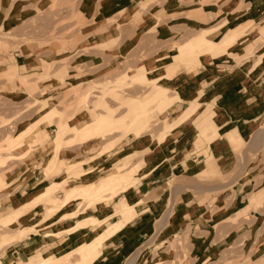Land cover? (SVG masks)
<instances>
[{
	"label": "crops",
	"instance_id": "crops-1",
	"mask_svg": "<svg viewBox=\"0 0 264 264\" xmlns=\"http://www.w3.org/2000/svg\"><path fill=\"white\" fill-rule=\"evenodd\" d=\"M53 5L62 9V16L73 12L84 24L77 32L74 50L59 46L39 52L28 47L15 50V60L3 71L7 77L19 79V85L14 82L11 86L35 91L47 89L49 83L59 85L57 79L46 77L50 64L65 53L81 52L76 60L86 62V68L92 70L90 77L103 76L124 61L127 30L132 27V35H147V42L169 40L194 29L205 15L208 19L202 27H214L216 38L210 37L220 41L207 54L199 58L188 55L180 63L172 49L162 60L153 56L149 60L162 63H147L151 67L148 73L131 76L135 81L150 82L158 93L137 97L134 105L139 107L140 117L127 124L120 121L124 125L111 129L113 133L126 130L125 135L132 132L126 135L130 142L120 140L126 137L120 135L117 145L100 154L103 147L96 143L98 138L76 141L75 133L100 119L96 105L91 118L86 113L80 92L69 108L41 118L61 121L53 141L67 138L74 160L67 163L68 153L61 150L51 172H35L30 168L42 162L31 165L25 158L21 169L4 170L9 160L0 152V167H4L0 190L12 191L0 194L1 264H264V0H0V24L9 21L14 27L18 21L32 18L36 10L50 12ZM161 11L162 18L157 14ZM135 22L139 24L134 26ZM227 35L241 41L235 49L241 56L208 55ZM114 39L118 43L111 49H100ZM146 46L151 48L149 43ZM185 50L183 46L179 52ZM183 63H194L193 70L178 72L177 66ZM66 71L62 69L60 74L65 76ZM116 73L101 79L123 84L125 77L115 80ZM175 77L183 80L181 86L172 83ZM173 97L181 105L168 106L171 121L166 120L160 130L154 128L159 135L153 138L161 134L166 138L144 152L153 144L152 135L137 137L136 131L148 124L143 118L163 111ZM39 101L41 108L49 97ZM109 106L116 110L120 103ZM122 118L113 116L115 123ZM167 126L168 133H162ZM36 128L22 129L34 131L31 141L47 142V133ZM21 149L24 157L31 154L30 146ZM111 154H116L112 161L108 159ZM87 166L97 167L98 173L94 175ZM211 168L216 173L208 175ZM57 171L60 173L52 174ZM65 171L77 177L65 180ZM108 177L118 182L104 186L99 195L80 198L83 204L79 207L73 201L76 197L65 204L68 193L100 186ZM120 184L124 186L114 196L94 203L99 196L111 195V189ZM84 200L93 203L87 205ZM33 229L25 236L18 233ZM73 257L75 262H71Z\"/></svg>",
	"mask_w": 264,
	"mask_h": 264
},
{
	"label": "rangeland",
	"instance_id": "rangeland-1",
	"mask_svg": "<svg viewBox=\"0 0 264 264\" xmlns=\"http://www.w3.org/2000/svg\"><path fill=\"white\" fill-rule=\"evenodd\" d=\"M17 1V0H13ZM21 2L24 0H20ZM204 1V0H203ZM165 8V7H160ZM51 11H41L36 10L35 15L26 21H18L17 24L14 27H10L9 21H4L0 24V152H4V156L6 161H8L7 166L0 167V170L4 168L5 169H16L19 170L23 167V160L22 158L27 159V161L31 165H36L39 162H42L43 159L52 151L50 150H44V147H40V144L37 142H31V139L36 136L34 134V131L28 132L25 136V142L22 144L23 147L30 146L29 153H31L27 158L24 157V150L21 149V146L19 143L16 142V139L14 138L16 134L19 133V131L24 127H37V131H45L48 136L47 144L48 146H53V138L57 133V126L61 125L60 123H57L55 120H44L42 121V117L45 116L46 113H50L51 111H64L66 108H69L71 103H73L75 97L77 94L82 92L81 99L85 101V111L88 113L89 117L91 118V112L93 111L95 105L96 108L100 110V117L102 116V113H106L108 111L109 103L112 105H117V102L120 103V107L116 110H113L111 107V112L113 116H123L121 120H116L117 126H122L124 123H120V121H125V123L134 122L138 117H140V109L138 106L134 105V100L137 97H142L146 95H153L158 93L157 87L151 85L150 82L147 81H135L136 77L131 78L134 73H136L138 70H140L141 67L149 64H161L162 61H159L157 64L154 59L149 60L151 57L158 56V60H162L166 56H168L171 52V49L176 51V55L174 56L175 61L181 62V58L186 57L190 55L191 53L198 52L200 55H205L208 53V51L214 47H216L220 40L216 41L212 38H216V34H212L215 29L214 27H202L201 23L207 22L206 18L207 16L203 15L204 19L199 21L198 26H195L193 28H189V30L186 32V34H193L192 36L188 35L185 37L186 34L180 35L177 38H172L169 40H160L155 41L152 40L150 42L148 41L147 35L136 34L134 35V27L128 28L127 30V39H126V45L125 47V54L126 57L124 61H122L120 64H118L114 69H112L109 73L100 76V77H90V73L92 70H88L86 68V62L83 61H77L76 57L81 52H76L75 55L69 56L71 53H65L63 55V58L54 60L50 66L48 67V74L46 78H50L51 80L57 79L60 83L59 85H52L48 84L47 89L40 90L37 89L35 91H26L23 88L19 87H13L11 86L12 83L20 84L19 79L17 77L11 79L7 77V75L3 72L14 59V53L15 50L22 49L23 47H28L34 52H39L42 49H55L56 47H61L63 50L71 51L75 48V42L77 39V32L81 30V28L84 26L83 22L73 13L71 12L69 15H63L61 12V8H57V6H51L49 8ZM165 11V10H164ZM164 11L157 13L160 18H162V14ZM200 15H197L194 17L195 20L199 18ZM202 16V15H201ZM134 26L138 25L139 23H133ZM9 25V26H8ZM117 25V24H116ZM119 25V24H118ZM183 27V26H182ZM181 27V28H182ZM184 28V27H183ZM205 29V30H203ZM207 29V30H206ZM245 34L247 31L244 32ZM133 34V35H132ZM212 34V35H211ZM83 35V34H82ZM85 35V34H84ZM132 35V36H131ZM211 35V37H210ZM242 36V35H241ZM232 44L228 46L227 50H219L220 54H218L216 57H222V56H233L234 58L237 56H241L235 49L238 48L239 41L238 37L235 35ZM193 43L192 44L190 43ZM113 43H118V40L114 39L112 40L111 44L100 47L101 50L104 49H111L110 46L113 45ZM147 43L150 44L151 48H147ZM155 43L154 45H152ZM189 43L188 47L190 49L185 50L184 52L180 53V49L183 46H186ZM154 50V54H152ZM165 50V52H163ZM85 51H88L85 49ZM179 52V53H178ZM157 53V54H156ZM148 59V60H147ZM141 62L140 64H138ZM137 64V65H136ZM192 66H194V63H188L182 64L180 66H177L178 72L182 70L183 68L191 71L193 70ZM66 68L65 76L61 75L60 72L62 69ZM123 68V69H122ZM131 68V74H128L126 76L125 72ZM19 70H16V73L18 74ZM117 72V73H116ZM118 76L115 78V80H120L119 76L125 74L124 83L123 84H117L114 80L111 82L106 81L107 78L101 79L105 77L106 75H113L115 74ZM71 74H74L78 76L76 79ZM71 75V76H69ZM101 79V80H96ZM183 80H178L177 77H175L174 81L172 79V83H176L177 86L182 85ZM165 85V84H164ZM23 87V86H22ZM7 90V91H6ZM169 92L171 90H168ZM172 92V91H171ZM170 92V93H171ZM114 93V94H113ZM85 94H87L85 96ZM113 94V95H112ZM85 96V97H84ZM106 96L108 99V102L106 100ZM43 97H49V102L45 103L40 108V99ZM104 100V106L97 107L101 100ZM141 99V98H139ZM169 100V98L167 99ZM179 100L178 97H173L171 101H167L165 104V107L163 108V111L159 112H152L148 114L149 116L146 118H143V122L149 123L153 126L147 128L144 130L143 136L151 137L152 138L159 135L157 134V130H160L162 126L165 124L166 120L171 121V117L169 118L168 112V106H172V108H175L174 106L178 107L181 105V103H176V101ZM96 101V102H95ZM95 102V104H94ZM176 103V105H175ZM139 105H141V101H139ZM103 107V108H102ZM122 113V114H121ZM57 114V113H56ZM59 116V115H58ZM155 116V119L154 117ZM30 117H34L32 122H28L27 124H23L27 119ZM78 118V117H77ZM77 119L72 120L71 122H75ZM42 121V122H41ZM115 121V120H114ZM41 122V123H40ZM125 124V125H126ZM155 126V127H154ZM155 128V130H154ZM123 130V129H122ZM169 127H165L162 133L167 132L168 133ZM120 132L122 134H120ZM126 130H118V132L113 133L109 135L108 133L105 134L102 137H99L96 139V143L102 145V150L100 151V154H104L108 150H110L112 147H114L116 144L115 140L119 138V136H126L128 134H131L132 132L126 133ZM162 135V134H161ZM132 136V135H131ZM136 136V135H135ZM125 139V141L130 142L129 136L122 137L120 140ZM76 141H81L80 137H77L75 139ZM74 140V141H75ZM119 140V139H118ZM9 142V144H8ZM27 142V143H26ZM71 143H66L64 145L63 151H66L68 155L66 156V162L69 163L70 161L74 160L76 156H74V152H71L68 150ZM159 144V143H158ZM157 144V145H158ZM6 145L10 147H5ZM157 145L151 146L154 149ZM150 147V148H151ZM151 150V149H149ZM148 150V151H149ZM92 151V150H90ZM146 151V152H148ZM19 153V155H18ZM21 158H20V157ZM104 156V155H103ZM102 156V157H103ZM132 156H135L132 155ZM3 155L0 153V158H2ZM116 158V154H111L108 156V159L112 161ZM91 166H87L86 168H89ZM97 168V167H96ZM91 167L89 171L96 172L97 169ZM126 168V167H124ZM122 169H116V171H113L111 176L118 175ZM34 170L35 172H38L42 169H45L48 172H51L54 168L53 167H45L43 164H39L38 167H32L30 168ZM128 169V168H127ZM58 172H52V174H59ZM66 176L63 178L65 180L68 179H74L76 177H72V172H66ZM208 175H211L216 173V169H212L208 171ZM110 179V180H109ZM113 180V181H112ZM108 181V182H107ZM109 181H112L111 183ZM58 182V181H57ZM76 182V181H75ZM74 181L71 182L75 183ZM106 186H112L114 183L118 182L117 179L113 177H109L106 179ZM112 184V185H111ZM98 184L93 185L92 187L88 188L89 191H92L95 195H99V192L102 190H99L98 192H95V187H97ZM94 187V188H93ZM93 188V189H92ZM84 188L78 189L77 193H83L81 190ZM92 189V190H91ZM87 191V190H86ZM2 192H8L9 194L12 192L10 188H3L0 190V194ZM91 192V193H92ZM77 193H69L67 194L66 201H69L72 198H75L73 201L78 202V207L83 204V200L80 199V194L77 196ZM90 193V195H91ZM84 194V193H83ZM70 195V196H69ZM72 195V196H71ZM74 195V196H73ZM115 194H111L108 197H112ZM69 196V198H68ZM105 196V195H102ZM78 197V198H77ZM103 197L99 202H102L105 198ZM87 198V197H83ZM72 201V202H73ZM87 202V205L91 204L89 200H84ZM70 210L73 209V207L69 208ZM2 223V222H1ZM3 227L7 228V225L5 223L2 224ZM52 229H55L52 228ZM35 231L29 230L26 232L25 235H27L29 232ZM24 235V236H25ZM8 242H3V244H6ZM2 253H0V264L2 261ZM76 257H73L75 262ZM17 264V262L15 263Z\"/></svg>",
	"mask_w": 264,
	"mask_h": 264
},
{
	"label": "bare ground",
	"instance_id": "bare-ground-1",
	"mask_svg": "<svg viewBox=\"0 0 264 264\" xmlns=\"http://www.w3.org/2000/svg\"><path fill=\"white\" fill-rule=\"evenodd\" d=\"M232 36H234V35H232ZM231 35H227L226 37H225V40L215 49V50H213L210 54H208V55H211L212 57H216L218 54H220V51L219 50H227V48H228V46L229 45H231L232 43L231 42H233V39H234V37H232ZM236 37V36H235ZM181 48H183V47H181ZM184 48L186 49V50H188L189 49V47L187 46V47H185L184 46ZM190 56H192V57H195V58H199V57H201L202 55H200L199 53H196V52H194V53H191L190 54ZM151 70V67H147V66H143V67H141L140 68V70H138L137 71V75L138 76H141V75H143V74H146V73H148V71H150ZM125 74H126V76L128 75V74H131V70H127L126 72H125ZM125 74H124V76H125ZM135 75H136V73H134ZM135 77H137V76H135ZM114 94V93H113ZM112 94V95H113ZM100 106H104V100L102 99L101 101H100V103H99V105L97 106V107H100ZM103 108V107H102ZM52 114V113H51ZM53 115H54V113H53ZM53 115H50L49 114V116H53ZM49 119H50V117H49ZM51 120V119H50ZM119 124H121V123H119ZM116 125V123H115V121H114V119H113V115H112V112H111V108L109 107V109H108V111H106V113H102V116L100 117V119L99 120H97L95 123H93L92 125L90 124V126H88L85 130H83V131H81L80 130V132H77V133H75V136H74V138L76 139L77 137H80V138H88V137H90V136H94L95 138H99V137H102V136H104L106 133H108V132H110L111 131V129H113L114 128V126ZM151 126H153L152 124H151V122H149L148 124H146L145 126H143L141 129H139V130H137L136 131V136L137 137H141V136H143V134H144V130L145 129H147V128H149V127H151ZM28 132H31L30 130H21L20 132H19V134L15 137V139H16V142L17 143H19L20 144V146L21 147H23V143L25 142L24 140H25V138L27 137V136H25ZM32 133V132H31ZM38 138V137H37ZM166 138V134H162V135H160V137L159 138H152L153 139V144L151 145V146H155V145H157L158 143H160V142H162L164 139ZM67 138H64V137H59V138H57L55 141H53V143H52V145H53V149H52V151L43 159V161H42V164L47 168V167H53L54 168V166L56 165V162H57V159H58V155H60L59 153H61V150L64 148V145L66 144V142H67ZM31 142H33V141H31ZM35 142V141H34ZM37 143H39V142H37ZM40 144V147H46L45 148V150H47V149H49L50 147H48L47 148V146H46V144H47V142H41V143H39ZM150 146V147H151ZM150 147L149 148H145V150H144V152H146V151H148L149 149H150ZM59 160V159H58ZM108 165H106V166H104L101 170H103V169H105L106 167H107ZM92 171V170H91ZM100 172V171H99ZM98 172H95L94 173V175L95 174H97ZM77 177V176H76ZM109 178V177H108ZM107 178V179H108ZM110 180V179H109ZM105 182V183H104ZM108 182V181H107ZM106 180L105 181H103V182H101V185L99 186V185H97V187H95V192H98L99 190H101V189H103L104 188V186H106ZM110 183H111V181H110ZM117 183V182H116ZM115 184V183H114ZM129 184V183H128ZM112 185V184H111ZM122 186H124L123 184H120V185H118V186H116V187H111L112 189H111V193L112 194H116V193H118L121 189H122ZM94 188V187H93ZM92 188V189H93ZM91 189V190H92ZM82 191H83V193H82V195H81V193H79L80 194V197H91L92 195H94V193L92 192V191H89V189L88 188H84V190L83 189H81ZM87 190V191H86ZM92 192V193H91ZM90 193H91V195H90ZM69 194V193H68ZM72 194V193H71ZM78 193L76 194L77 196L79 195ZM110 195V194H109ZM70 196V195H69ZM69 196H68V198H69ZM72 196V195H71ZM74 196V195H73ZM108 197V196H107ZM101 197L99 196L95 201H94V203H98L102 198H103V196H102V198L100 199ZM67 199V198H66ZM70 199V198H69ZM68 200V199H67ZM69 201H66V203L65 204H67ZM93 203V202H92ZM91 203V204H92ZM78 216V215H77ZM27 231H29V230H24V231H18V233L21 235V236H24L25 234H26V232ZM17 233V234H18ZM68 252V251H67Z\"/></svg>",
	"mask_w": 264,
	"mask_h": 264
}]
</instances>
